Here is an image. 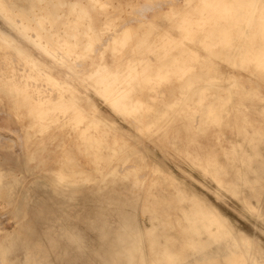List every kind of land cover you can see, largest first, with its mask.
Segmentation results:
<instances>
[{
    "label": "rangeland",
    "instance_id": "obj_1",
    "mask_svg": "<svg viewBox=\"0 0 264 264\" xmlns=\"http://www.w3.org/2000/svg\"><path fill=\"white\" fill-rule=\"evenodd\" d=\"M263 2L0 0V264H264Z\"/></svg>",
    "mask_w": 264,
    "mask_h": 264
},
{
    "label": "bare ground",
    "instance_id": "obj_2",
    "mask_svg": "<svg viewBox=\"0 0 264 264\" xmlns=\"http://www.w3.org/2000/svg\"><path fill=\"white\" fill-rule=\"evenodd\" d=\"M42 1V0H41ZM182 1H185V2H190V1H192V0H182ZM264 1V0H263ZM43 2H45V1H43ZM168 2V1H167ZM178 2V1H177ZM171 3V2H170ZM169 3V4H170ZM173 3V2H172ZM171 3V4H172ZM176 3V2H175ZM163 4V3H162ZM158 5H160V4H158ZM166 5V4H165ZM156 6V8H157V5H155ZM261 7V14H262V16H263V18H264V2L263 3H261V5H260ZM154 7V6H153ZM159 7H161V5L160 6H158V8ZM102 8V7H101ZM155 8V7H154ZM155 8V10H156V12H158L157 10L158 9H156ZM163 8V7H162ZM104 9V8H103ZM134 9V8H133ZM140 9V8H139ZM151 9V8H150ZM161 9V8H160ZM155 10H154V12H155ZM149 11V10H148ZM170 12V11H169ZM151 14H152V12H150ZM208 13V12H207ZM171 14V13H170ZM224 16V15H223ZM131 17V16H130ZM133 17V16H132ZM181 17V16H180ZM115 21V20H114ZM118 27H117V31H118ZM112 30V29H111ZM108 34V33H107ZM110 34H113L112 32L110 33ZM111 36V35H110ZM105 38V37H104ZM104 38H103V42H104ZM106 38H108V37H106ZM114 42H115V40H114ZM101 43V42H100ZM105 43V42H104ZM128 43V42H127ZM103 44V43H102ZM97 45V44H96ZM94 46V45H93ZM102 47V46H101ZM95 48V47H94ZM98 48V47H97ZM96 49V48H95ZM99 49V48H98ZM116 49H117V47H116ZM99 50H102V48L101 49H99ZM95 51V50H94ZM96 51H97V49H96ZM240 58H242V57H240ZM143 59V58H142ZM143 64V63H142ZM141 64V65H142ZM146 69V68H145ZM143 70V69H142ZM244 70H246V69H244ZM92 76V75H91ZM118 76H120V75H118ZM262 77H263V79H264V73H263V75H262ZM198 78H200V76H198ZM107 80V79H106ZM124 82V81H123ZM116 90V89H115ZM117 91V90H116ZM224 91V90H223ZM184 93V92H183ZM223 93H225V92H223ZM164 94H166V93H164ZM186 94V93H185ZM189 95V94H188ZM164 99L166 98V97H163ZM94 109L95 110H97V112L98 111H100V109L98 108V106H94ZM210 116L211 117H214V116H216L215 115V113L213 112V111H210ZM107 121V120H106ZM112 124V123H111ZM114 126V125H113ZM118 126V125H117ZM119 127V126H118ZM194 127L195 128H201V120L199 121L198 119H196V122H195V124H194ZM21 138V137H20ZM22 140V139H21ZM14 141V140H13ZM28 141H29V139H24L23 140V153H15L14 152V149H13V147H14V145H13V147H12V145H0V147L1 148H4V149H8V151L7 152H10V153H14L15 155H17V157L18 156H20L21 154L23 155V157H24V159H27L28 157H29V154H28V152L30 151V147L27 145L28 144ZM13 144V143H12ZM19 159H20V157H18ZM129 165V164H128ZM158 168L160 167V169H161V167L163 168V166H162V164H155ZM119 166H121V165H119ZM109 168V167H108ZM112 169V168H111ZM120 169V168H119ZM164 169V168H163ZM117 170V169H116ZM107 171V170H106ZM39 174V173H38ZM1 263V262H0Z\"/></svg>",
    "mask_w": 264,
    "mask_h": 264
}]
</instances>
